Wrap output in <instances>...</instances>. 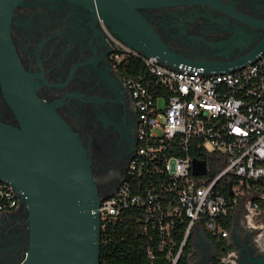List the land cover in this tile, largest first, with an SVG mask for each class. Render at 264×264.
<instances>
[{
    "label": "built area",
    "instance_id": "1",
    "mask_svg": "<svg viewBox=\"0 0 264 264\" xmlns=\"http://www.w3.org/2000/svg\"><path fill=\"white\" fill-rule=\"evenodd\" d=\"M109 36L114 60L127 69L138 129L126 179L101 201V236L128 221L148 240L151 259L161 252L181 264L185 255L190 260L195 227L228 238L232 226L224 221L247 198L245 222L264 246V51L243 68L205 75L166 66ZM206 151L226 155L227 165L212 176L207 163L206 174L195 176L193 159H204L193 154ZM226 177L235 181L232 195L230 186L228 195L221 189ZM20 204L0 180V218Z\"/></svg>",
    "mask_w": 264,
    "mask_h": 264
},
{
    "label": "flooded vegetation",
    "instance_id": "2",
    "mask_svg": "<svg viewBox=\"0 0 264 264\" xmlns=\"http://www.w3.org/2000/svg\"><path fill=\"white\" fill-rule=\"evenodd\" d=\"M142 13L170 54L202 71H223V63L245 58L264 43V0H184ZM109 32L91 6L68 0H25L16 8L11 28L34 94L52 105L78 137L102 195L111 194L126 179L138 129L125 82L127 69L113 58ZM0 121L20 127L1 90ZM242 215L237 212L234 222L240 238L220 240L214 249L204 244L201 264H239L264 254ZM28 217L21 203L0 218V264H21L25 259Z\"/></svg>",
    "mask_w": 264,
    "mask_h": 264
},
{
    "label": "water",
    "instance_id": "3",
    "mask_svg": "<svg viewBox=\"0 0 264 264\" xmlns=\"http://www.w3.org/2000/svg\"><path fill=\"white\" fill-rule=\"evenodd\" d=\"M24 1L0 0V90L20 123L17 128L0 121V180L13 186L29 213V247L21 264H99L102 238L98 210L102 199L116 190L109 195L100 193L84 146L53 106L34 94L31 77L22 68L11 37L14 12ZM68 1L91 6L112 35L145 56L156 57L177 70L199 67L170 54L142 13L184 0ZM263 51L264 43L245 58L223 63V71L202 72H233ZM192 172L205 175L207 161L194 158ZM229 194H233L231 186ZM202 232V246L214 249L204 228ZM239 234L240 228L233 224L230 236L239 239ZM204 255L201 250L197 264ZM247 262L264 264V254L249 256L239 264Z\"/></svg>",
    "mask_w": 264,
    "mask_h": 264
},
{
    "label": "trees",
    "instance_id": "4",
    "mask_svg": "<svg viewBox=\"0 0 264 264\" xmlns=\"http://www.w3.org/2000/svg\"><path fill=\"white\" fill-rule=\"evenodd\" d=\"M195 157H201L207 161L210 174L218 175L227 165V157L217 152H195ZM235 181L224 178L221 182V189L225 195H228V188ZM233 216L229 215L224 221V228L229 229L232 226ZM209 233V232H208ZM214 243L223 238H219L209 233ZM101 253L99 264H169L164 253L155 252V257L151 259L147 254L149 247L148 240L143 236L136 234L132 225L128 221L115 225L108 231V237L101 236ZM224 256L225 253H222ZM181 264H189L188 256L185 255Z\"/></svg>",
    "mask_w": 264,
    "mask_h": 264
},
{
    "label": "crops",
    "instance_id": "5",
    "mask_svg": "<svg viewBox=\"0 0 264 264\" xmlns=\"http://www.w3.org/2000/svg\"><path fill=\"white\" fill-rule=\"evenodd\" d=\"M247 201H248L247 198L243 199V201L240 203V205L237 209V212H241L243 214L242 219H244V213H245ZM244 221H245V219H244ZM234 222H235V215H234V218L232 221V225ZM203 228L205 229V227L202 224H198L194 229V232L192 235V250L190 252V260H189L190 264H197L199 259H200L201 250H202V252H205V250L202 246V243L204 242V239H205L203 232H202ZM205 231H206L208 237L210 238L208 231L206 229H205ZM229 237H230V235H229ZM229 237L223 238L222 240L226 241L227 239H229ZM211 241H212V239H211Z\"/></svg>",
    "mask_w": 264,
    "mask_h": 264
},
{
    "label": "rangeland",
    "instance_id": "6",
    "mask_svg": "<svg viewBox=\"0 0 264 264\" xmlns=\"http://www.w3.org/2000/svg\"><path fill=\"white\" fill-rule=\"evenodd\" d=\"M207 149H208V150H211V148H210V146H209V145L207 146Z\"/></svg>",
    "mask_w": 264,
    "mask_h": 264
}]
</instances>
